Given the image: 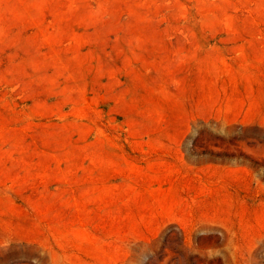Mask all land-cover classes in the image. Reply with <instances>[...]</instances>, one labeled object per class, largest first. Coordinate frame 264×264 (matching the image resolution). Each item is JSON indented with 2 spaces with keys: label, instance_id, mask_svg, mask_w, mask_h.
<instances>
[{
  "label": "rangeland",
  "instance_id": "rangeland-1",
  "mask_svg": "<svg viewBox=\"0 0 264 264\" xmlns=\"http://www.w3.org/2000/svg\"><path fill=\"white\" fill-rule=\"evenodd\" d=\"M0 264H264V0H0Z\"/></svg>",
  "mask_w": 264,
  "mask_h": 264
}]
</instances>
